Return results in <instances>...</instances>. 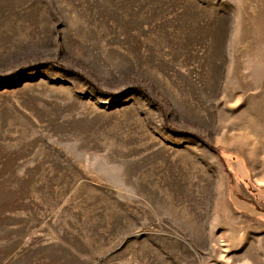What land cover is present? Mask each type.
Returning <instances> with one entry per match:
<instances>
[{"label": "rangeland", "instance_id": "rangeland-1", "mask_svg": "<svg viewBox=\"0 0 264 264\" xmlns=\"http://www.w3.org/2000/svg\"><path fill=\"white\" fill-rule=\"evenodd\" d=\"M0 264H264V0H0Z\"/></svg>", "mask_w": 264, "mask_h": 264}]
</instances>
